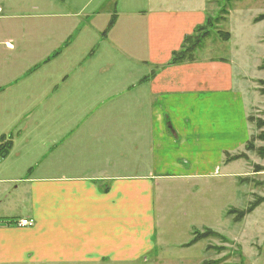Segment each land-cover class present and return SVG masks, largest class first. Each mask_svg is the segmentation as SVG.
I'll return each mask as SVG.
<instances>
[{"label":"crops","instance_id":"obj_1","mask_svg":"<svg viewBox=\"0 0 264 264\" xmlns=\"http://www.w3.org/2000/svg\"><path fill=\"white\" fill-rule=\"evenodd\" d=\"M206 7L0 0V264L185 261L157 236L165 188L187 191L196 213L197 189L216 200L210 180L249 162L225 161L251 136L232 64H171Z\"/></svg>","mask_w":264,"mask_h":264},{"label":"rangeland","instance_id":"obj_2","mask_svg":"<svg viewBox=\"0 0 264 264\" xmlns=\"http://www.w3.org/2000/svg\"><path fill=\"white\" fill-rule=\"evenodd\" d=\"M202 1L206 2L209 22L194 38L199 39L194 53L203 59H224L232 64L234 86L247 104H253L248 115L252 150H245L249 162H241L239 170L230 172L242 176L226 178L222 170L210 180L212 186H218L216 200L210 198L213 190L197 189L196 197L202 204L194 206L199 208L196 213L189 210L193 198L187 191L165 188V207L155 214L164 218L157 236L165 232V254L178 259L186 254L185 261L178 264H264V126L256 127L258 121L264 122V20L253 22L264 14V0ZM257 203L251 213L240 216ZM193 229H209L216 236L201 240L190 250L182 249ZM150 258L147 264L155 263Z\"/></svg>","mask_w":264,"mask_h":264},{"label":"trees","instance_id":"obj_3","mask_svg":"<svg viewBox=\"0 0 264 264\" xmlns=\"http://www.w3.org/2000/svg\"><path fill=\"white\" fill-rule=\"evenodd\" d=\"M262 20H264V14L256 17V19H254L253 22H260ZM208 22H209V20L207 19L205 25L197 30L195 36L185 38L181 50L173 54V57L171 58V64L179 63L181 61H184L185 59H192L194 50L196 48V42L195 41L199 40V39L194 40V38L195 37L197 38L199 36L198 35L199 31H201L203 28H205L207 26ZM262 126H264V122L258 121L256 124V127L260 128ZM245 150H247V151L252 150L251 141H249L246 144ZM263 155H264V153H263ZM237 160L247 161V155L244 153H241V154L234 155V156H229V155L225 156L226 162H233V161H237ZM258 204L259 203H257L256 205L251 206L250 208L246 209L244 212L240 213V216L242 217L247 213L248 214L251 213L258 206ZM231 211H228V215L232 214ZM236 220H238V219L236 218ZM214 235H215V233H213L209 229L208 230L205 229L203 232L193 230L192 231V238L190 239V241L188 243L184 244L183 246L184 247L192 246V245L200 242L201 240L206 239V238H211L210 236H214ZM203 264H206V263H203Z\"/></svg>","mask_w":264,"mask_h":264},{"label":"built area","instance_id":"obj_4","mask_svg":"<svg viewBox=\"0 0 264 264\" xmlns=\"http://www.w3.org/2000/svg\"><path fill=\"white\" fill-rule=\"evenodd\" d=\"M16 227L25 228L33 225V220L31 219H22V220H16L14 222Z\"/></svg>","mask_w":264,"mask_h":264}]
</instances>
